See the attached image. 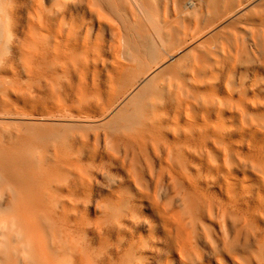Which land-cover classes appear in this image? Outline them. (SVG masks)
<instances>
[{
	"label": "bare ground",
	"instance_id": "6f19581e",
	"mask_svg": "<svg viewBox=\"0 0 264 264\" xmlns=\"http://www.w3.org/2000/svg\"><path fill=\"white\" fill-rule=\"evenodd\" d=\"M151 1L0 0V264H264V0Z\"/></svg>",
	"mask_w": 264,
	"mask_h": 264
},
{
	"label": "rangeland",
	"instance_id": "374dc122",
	"mask_svg": "<svg viewBox=\"0 0 264 264\" xmlns=\"http://www.w3.org/2000/svg\"><path fill=\"white\" fill-rule=\"evenodd\" d=\"M181 1H182V3H181ZM188 1H190V0H177V1L176 0H152L151 3L153 2L152 6L156 8L157 12H159V10H160V12L158 13L160 17L164 16L168 20L174 19L176 22H178V24L180 26L182 25V26L186 27V29H187L186 33H187V36L189 37V39H192V38L197 39L198 38L197 37L198 36L197 30L198 31L200 30L198 32V34H200L203 27L207 28V26H209V24H211V21H212L211 17L212 16L210 14V11L206 8V3L208 2V0H193V2L191 0V2H189V3H188ZM178 2L181 3V4H179V6H178ZM157 47H158V49L155 52L154 50H156ZM157 47L153 48V50H152L153 55L150 54V57L147 56V58H145L143 60V61H146L147 63L146 62L144 63L142 61L141 64L136 65V68L138 70H143V71L149 72L151 70L150 68L154 67V63H156L158 61L159 57H160V59H159V61H160L168 52V49L166 48V46H162L163 48L159 47V46H157ZM159 48H160V50H159ZM160 53H162V54H160ZM149 58L152 60V62ZM153 58H154V60L156 59L154 61V63H153ZM121 60L124 61L123 58H121L120 61ZM149 60H150V63L148 64ZM123 61H121V62H123ZM106 65L104 64L101 68V73L103 72V74L105 73V70L103 69V67ZM235 70H236V73H235L234 79L236 78L235 80H237L238 77H240V74L242 73V66H237V68ZM240 78L242 79V74H241ZM102 84H103V82H101V86H102ZM102 87H104V86H102ZM30 95L33 97H36L35 93H32V94L30 93ZM95 177H96L95 178L96 181L94 182L95 184L94 183L93 184H94V190H95L94 192L96 195L97 193L105 192V190H106V182H105L106 179L104 176H102V175L100 176V174H96ZM102 177H104V179ZM102 180H104V182ZM205 259H211V258H210V256L205 255ZM153 264H155V263H153Z\"/></svg>",
	"mask_w": 264,
	"mask_h": 264
}]
</instances>
